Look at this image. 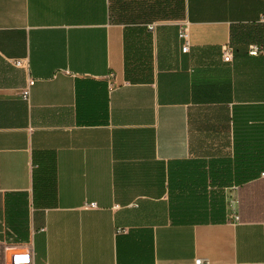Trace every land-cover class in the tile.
I'll return each instance as SVG.
<instances>
[{
	"label": "crops",
	"instance_id": "crops-1",
	"mask_svg": "<svg viewBox=\"0 0 264 264\" xmlns=\"http://www.w3.org/2000/svg\"><path fill=\"white\" fill-rule=\"evenodd\" d=\"M254 44L264 0H0V264H264Z\"/></svg>",
	"mask_w": 264,
	"mask_h": 264
},
{
	"label": "built area",
	"instance_id": "built-area-1",
	"mask_svg": "<svg viewBox=\"0 0 264 264\" xmlns=\"http://www.w3.org/2000/svg\"><path fill=\"white\" fill-rule=\"evenodd\" d=\"M179 38L181 40H184V44L182 47V51L186 52L189 50L190 48V40H189V32H188V27L187 26H183L182 29L180 30L179 33ZM262 50H264L263 46L260 45H251L250 47V53L257 55V53L261 52ZM222 54L224 55V60L226 62H231L232 58H233V46L232 45H226L222 48ZM24 64V62L22 60H17L16 61V65L17 66H22ZM34 83V81L31 82V84ZM261 178L264 179V171L261 173ZM97 203L96 202H92L90 204V206H96ZM236 220H239V216H237ZM210 262L208 260H202V259H198L196 260V264H209Z\"/></svg>",
	"mask_w": 264,
	"mask_h": 264
},
{
	"label": "trees",
	"instance_id": "trees-1",
	"mask_svg": "<svg viewBox=\"0 0 264 264\" xmlns=\"http://www.w3.org/2000/svg\"><path fill=\"white\" fill-rule=\"evenodd\" d=\"M129 70H130V67H129V63H128V68H127V71L129 73ZM130 74V73H129ZM2 255V250L0 249V256Z\"/></svg>",
	"mask_w": 264,
	"mask_h": 264
}]
</instances>
